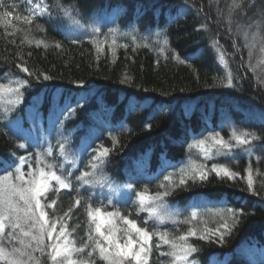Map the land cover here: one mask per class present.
I'll return each mask as SVG.
<instances>
[{
  "label": "trees",
  "instance_id": "16d2710c",
  "mask_svg": "<svg viewBox=\"0 0 264 264\" xmlns=\"http://www.w3.org/2000/svg\"><path fill=\"white\" fill-rule=\"evenodd\" d=\"M43 2L49 5L51 15L37 17L31 25L15 19L28 14L26 3L3 0L5 7L0 8V13H13L8 18L11 26L0 24V82L27 80L18 103L11 106L4 102L7 98L15 100V94L0 101V162L11 164L20 156H36L40 152L26 139V108L40 94L49 95L61 88L71 97L68 111H74L66 110L60 119L58 131L65 133V139L60 141H66L67 149H77L84 141L92 144L83 153L77 175L72 177L73 189L61 190L59 194L50 192L49 201L56 199L57 204L55 211H47L50 217L63 216L74 204L79 189L81 205L72 208L67 220L77 247L87 240L89 231L84 202L92 197L89 202L93 208L104 204L75 177L81 171H91L86 165L93 149L103 145L111 151L95 176L118 184L128 182L135 191L145 187L151 194L162 191L158 185L165 176L172 175L178 182L181 170L192 167L211 169L217 164L239 173L235 179H221L209 171L207 180H189L185 187H177L166 197L170 207L183 208L175 215L176 221H183L192 211L202 214L191 223L157 224L147 212L138 210L135 200L129 205H104L102 210H119L149 232L166 230L170 237L181 235L190 227H218L220 219L214 215L218 210H241L238 225L222 245L191 237L190 242L199 251L190 259L199 264H264V52L260 51L264 39H257L249 57L250 49L245 45L251 43V36L247 40L244 36L245 32L256 31L264 0H246V4L254 3L255 7L246 6L243 13H232L231 22L229 5L233 0ZM58 4L76 9L82 27L64 17ZM94 28L99 32L94 33ZM110 29L117 30L114 36L109 35ZM25 36L31 44L21 42ZM260 36L264 37V29ZM106 37L103 50L98 52L96 44ZM165 37L167 45L162 44ZM36 41L43 43L37 47ZM221 53L227 65L221 62ZM17 64L27 67L31 75L22 72ZM229 72L233 87L226 86ZM45 75L50 79H44ZM125 76L129 80L122 82ZM52 104L56 103L47 96L38 108L47 114L48 107L64 105ZM233 128L255 133L262 139L248 146L252 148L250 154L238 148L221 156L212 149V157L206 158L204 153L211 148L209 138L220 133L227 140ZM91 132L93 137L88 140ZM200 140L206 144L198 145ZM21 143L25 149L18 147ZM58 154L55 144L51 156L54 162ZM249 167L251 191L247 184ZM115 227L120 229L117 235L126 239L123 230L128 226L117 219ZM157 242L153 236L149 264H170L171 258L160 256L156 250ZM88 250L74 258H87ZM169 250L167 245L161 248ZM96 264H102L98 257Z\"/></svg>",
  "mask_w": 264,
  "mask_h": 264
},
{
  "label": "snow or ice",
  "instance_id": "6c2138e0",
  "mask_svg": "<svg viewBox=\"0 0 264 264\" xmlns=\"http://www.w3.org/2000/svg\"><path fill=\"white\" fill-rule=\"evenodd\" d=\"M25 3L28 5V14L23 17L16 16L15 19H22L27 25H31L37 17H42L46 14L51 15L49 5L44 3L43 0H39V2L37 0H25ZM246 6L255 7V4H246V0H239V2L233 0V3L229 5V22H231L232 13L237 10L243 13ZM2 7H5V5L3 0H0V8ZM57 8L71 23L82 27L79 19H77L78 13L76 9L62 4H58ZM260 15L262 19L261 22L256 24V31L251 34L244 33L246 40L249 35L251 36V43L245 45L250 49L249 57L252 55L251 48L255 46L257 39H264V37L260 36L261 30L264 29V10L261 11ZM12 16L13 13L11 11H3L0 13V24L11 26V21L8 18ZM92 31L94 33L99 32V29L94 28ZM116 32V29H110L109 35L114 36ZM159 35L161 34L157 33V36ZM106 40L107 37L105 41L96 44L98 52L103 50V44ZM25 41L29 44L32 43L27 36L21 42ZM42 43L43 41H36V46L39 47ZM112 44H116L114 38ZM162 44H168L166 37L163 39ZM45 47H47L46 44ZM56 47H60V45L57 44ZM124 47H127V45ZM163 50L161 48V51ZM260 51L264 52V47H261ZM219 58L221 62L227 65L223 53H221ZM176 59L179 58L176 57ZM16 67L22 72L31 75L27 67L20 64H17ZM44 79L47 80L50 77L45 75ZM226 79V86L233 87L231 72L227 74ZM128 80L129 77L125 76L122 82H127ZM261 83H264V81ZM12 84L16 86L12 87ZM26 84L27 80L20 79L9 80L7 84L0 82V101L4 99L5 93H10L15 94L16 99H9L7 103H18L21 96V88ZM69 111L74 110L70 109ZM209 139L211 140V148L204 153L206 158L212 157V149H215V154L221 156H228L234 149L238 148L250 154L252 148L248 146L262 138L255 133L233 128L227 140L220 133H214ZM197 143L200 146H204L206 141L200 140ZM18 147L25 149L26 145L21 143ZM57 147L60 156L67 159L66 141L58 142ZM113 147H115V142ZM110 151L111 149L103 145L93 149L94 154L91 155L88 165H86L91 171H81L80 175L76 176L75 179L83 185L92 183L90 177H93L101 169ZM52 155L53 146L51 145L43 152L36 153L35 168L32 167L31 154L27 157L20 156L18 160L12 161L11 164L0 162V169L4 171V174L0 175V264H45V261L48 264H96L97 257L102 264H149L153 252V236L157 237L158 240L155 245L156 250L160 256L170 257V264H199L198 261L190 259L193 254L199 251V248L190 242V238L195 237L198 240L222 245L225 242V237L232 233L238 225L241 215H243L241 210L232 208H226L223 211L218 210L214 213L220 219L218 227H205L203 229L190 227L187 232L170 237V233L166 230L160 231L157 229L149 232L147 227L138 226L136 220L123 216L119 210L103 212L102 208L104 205L93 208L89 202L92 197H89L88 201L84 202L89 227V231L86 233L87 240L77 247L76 240L72 238V233L68 231L67 220L70 219L72 208L81 205L79 189H76L77 196L74 198V204L68 211L64 212L63 216L53 215L50 217L47 211V209L55 211L57 204L56 199L49 201L48 194L50 192L59 194L61 190L67 189L71 191L73 189L72 181L69 179V177L73 176V172L70 169H65L60 174H57L55 170L57 165L45 161V157ZM72 163H75V161H72ZM25 165H28L27 172L24 171ZM58 166L60 169H64L63 162ZM209 171L214 172L221 179H235L239 175V173L232 172L223 165L213 164L211 169H205L203 166L182 169L178 182L173 179L172 175L165 176L164 181L158 185L163 190L154 194L149 193L147 187L142 191H135L131 185L127 187L135 194L134 203L138 205V210L147 212L148 216L153 218L157 224L165 223L166 218L172 219L173 223H191L202 214L192 211L190 216L183 221H176L174 216L167 212L166 197L170 196L177 187H185L189 180L193 183L197 179L200 181L207 180ZM246 171L249 173L247 184L248 189L251 191L253 189L252 170L249 167ZM53 182H55V185H53ZM103 183H107V180H104ZM109 203L111 204V200H109ZM175 215H178V213ZM117 219L128 226L123 230L126 236L124 240L117 235V232L120 231V229L115 227ZM147 223L148 221L146 220L145 224ZM58 224L60 225L59 230H57ZM105 226H107L106 230ZM72 231H75V229ZM133 234H135V238ZM163 245H167L170 250L167 252L161 251ZM86 249H89L86 253L87 258H74L84 254Z\"/></svg>",
  "mask_w": 264,
  "mask_h": 264
},
{
  "label": "rangeland",
  "instance_id": "374dc122",
  "mask_svg": "<svg viewBox=\"0 0 264 264\" xmlns=\"http://www.w3.org/2000/svg\"><path fill=\"white\" fill-rule=\"evenodd\" d=\"M20 2L25 3V0H19V3ZM37 2H39V0H37ZM9 94L10 93H5L4 96H7ZM47 96H50V99H53V103L58 104L59 102L61 103L63 102L64 105H60L58 107L56 106V108L55 107L52 108L50 106L47 108V111H48L47 114H45L38 107L41 105L44 99H47ZM9 99L10 98H7L6 100H4V102H7ZM70 102H71V97L65 95L63 93V89L58 88L49 95L45 93L40 94L36 98L34 104L27 106L26 120L28 122V130H26L25 132L27 134L26 139H29L30 143L34 147H36V149L39 150L40 152H43L50 145L53 146V149H54L55 144L58 145V142H61L60 140L65 139L63 138L65 136V133H63L62 131L59 133L58 125L60 124L61 117L64 115L63 113H65L66 110L68 111V109L70 108L69 106ZM56 104H52V105H56ZM12 105L13 104H11V106ZM17 106L15 108H17ZM92 137H93V133L91 132L88 140H90ZM91 144L92 143H90V141H84V143L80 142L79 148L77 149H73L69 147L67 149L68 151L67 159H65L64 157H61L60 154H58L59 157L57 158L56 162L52 160L51 156L45 157V161L47 163H52V164L57 165L55 169L57 171V174H60L65 169H70L73 172V176H75L80 170V165L85 157L83 153L84 151L87 150V148L90 147ZM72 161H75V163H72ZM61 162H63L64 164V169H60L58 166ZM31 163H32V167L35 168L36 167L35 153L33 156H31ZM27 170H28V165H25L24 171L27 172ZM73 176L69 177L71 181L73 179L72 178ZM90 179L92 180V183L87 184V186H89L92 189L91 191L92 196L100 199L101 200L100 202L104 204L105 206L127 205V204L129 205V203L132 200H135L134 192L127 187L128 185H131L128 182L118 184V183L110 182L109 180H107V183H103L104 180L95 175L93 177H90ZM53 185H55V182H53ZM109 185H111V187H109ZM64 191L68 192L70 190L65 189ZM109 200H111V204L109 203ZM182 210L183 208L181 209L175 205H172V207L170 206L167 207V212L173 215L174 219H175V214L177 213L179 214ZM102 211L104 212L105 210H102ZM110 211H113V210L111 209ZM150 219L154 221L153 218H150ZM170 222H172V219H168V218L165 219V223H170ZM106 227L107 226H105V230H106ZM57 230H59V227H57ZM252 258L254 257L252 256Z\"/></svg>",
  "mask_w": 264,
  "mask_h": 264
}]
</instances>
